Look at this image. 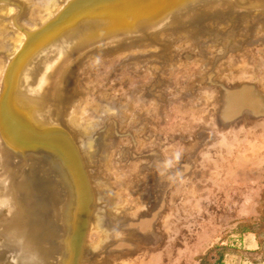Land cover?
I'll return each mask as SVG.
<instances>
[{"label": "water", "instance_id": "95a60500", "mask_svg": "<svg viewBox=\"0 0 264 264\" xmlns=\"http://www.w3.org/2000/svg\"><path fill=\"white\" fill-rule=\"evenodd\" d=\"M202 1L63 0L60 8L46 20L29 23V0H0V40L5 35L9 40L13 37L14 41L17 32L23 35L14 54L0 43V65L4 59L0 74V181L4 188L0 190V198L10 199L13 192L12 196L18 202L15 216L18 221L25 220L28 240L25 237L23 243L28 241L36 247L41 257L52 255L51 264L97 263L109 254L118 255L119 263L142 248L129 242L121 251L123 244L112 241L111 236L108 242L99 244L101 252L89 254L94 225L107 226L113 233L115 228H123L138 234L137 237L145 236L153 229L152 226L143 230L137 223L129 225L130 220L125 225L114 219L112 199L101 188L102 176L90 157V149L97 144L96 151L106 148L107 156L113 151L111 146L103 145L104 130L100 131L99 138L95 136L96 128H85L79 122L85 91L92 84L86 85L85 74L75 78L77 67L80 68L88 56L108 58L123 54L119 61L125 67L133 66L151 73L174 65L187 71L184 65H189L190 94L199 96L201 104L210 79L207 84H199L196 90H192V81L200 78L202 73H213L212 80H219L243 70L236 68L240 61H246V70L258 60L264 64V48L244 44L253 38L264 37V0H225L219 2L221 5L212 3L207 7ZM9 8L13 11L9 12ZM215 11L218 14H211ZM203 14L211 15L197 19ZM244 15H254L248 27L241 25L246 19ZM210 21L215 25L209 30L205 24ZM227 39L231 43L225 52L224 41ZM189 50L191 54L183 57L182 53ZM203 54H207L206 59L199 61L198 56ZM36 63L45 67L44 84H39V88L31 84L33 78L26 77ZM193 65L196 68L192 69ZM258 82L262 84L260 80ZM262 86L264 88V84ZM43 96L53 102L55 98L54 114L44 109L43 115L37 100ZM249 105H237L229 118L239 116ZM259 122L264 123V116L257 117L252 125L217 123L222 130L214 141L199 148L195 168L201 157L200 150L219 140L225 131H232L236 126L251 128ZM183 141H188V137L183 135ZM182 148L183 145L178 150L172 143L168 151L155 149L161 152L160 158L166 164H174L179 158L177 152ZM5 156L9 157L14 169L5 164ZM152 170H143L139 181L143 188L154 174ZM174 171L163 178L158 189L164 194L161 206L168 196L171 197L168 187L171 180H175ZM128 172V180L132 183L129 189L141 199L150 198L144 194L140 197L133 190L137 183L129 178ZM192 172L191 184L197 174ZM11 181L14 189L8 190ZM152 200L156 202L154 198ZM0 204L5 202L0 199ZM159 211H154V221ZM22 241L17 236L0 237V264L21 263L18 249Z\"/></svg>", "mask_w": 264, "mask_h": 264}, {"label": "rangeland", "instance_id": "374dc122", "mask_svg": "<svg viewBox=\"0 0 264 264\" xmlns=\"http://www.w3.org/2000/svg\"><path fill=\"white\" fill-rule=\"evenodd\" d=\"M47 15V7L43 6L40 16ZM111 60L115 68L111 77L103 79L105 82L94 80L86 89V93H91L93 102L87 116L82 109L79 122L85 128H96L95 136L99 138L100 131L104 130L103 145L113 147L111 150L115 154H111L113 158L107 156L103 147L96 151L95 144L90 149V157L102 176L101 188L112 199L114 219L126 225L127 221L137 217L135 214L140 210H136L143 205V201L150 214L160 210L153 229L145 236L133 234L136 238L132 242L146 251L142 254L140 250L135 251L130 257L119 260L118 264H262L264 123L259 122L251 128L236 126L232 131H225L219 140L200 150L201 157L195 168L197 152L207 143L202 140L192 158L191 174L197 173L194 180L191 177L192 184L190 169L186 171L179 161L174 171L175 180H171L172 184L168 187L171 197H167L164 205L161 206L163 198L159 196L157 202L147 197L141 199L129 189L132 183L128 180L127 171L115 157L121 163L128 162V166L142 164L143 160H147L146 151L150 148L168 151L174 143L178 150L183 145L180 153L177 152L179 158L187 149L190 163V135L197 126L196 130H200L202 118L208 115L204 113L206 100L201 104L199 96L190 94L191 73L188 66L184 67L189 71L174 65L162 72L153 71L141 79L144 70L133 66L126 68L121 61L117 63L115 57L96 62L90 70L92 79L103 69L104 63ZM245 67L247 64L237 65L236 68L246 70ZM261 67L262 71H252V80L258 79L264 84L263 63ZM122 68L128 69L127 72L123 73ZM177 70L180 76L176 80L173 74ZM152 102L158 105L156 112L148 106ZM176 113L179 114L174 116ZM216 122L222 123L217 119ZM145 132H149L148 135ZM183 135L188 137V141H183ZM218 135L206 140L214 141ZM155 140L157 143H154ZM118 147L122 150L118 151ZM94 152L97 154L94 155ZM164 182L167 185V181ZM155 223L158 229H155ZM112 233L107 226L94 225L90 235L92 248H100L99 244L107 239L109 241Z\"/></svg>", "mask_w": 264, "mask_h": 264}, {"label": "bare ground", "instance_id": "6f19581e", "mask_svg": "<svg viewBox=\"0 0 264 264\" xmlns=\"http://www.w3.org/2000/svg\"><path fill=\"white\" fill-rule=\"evenodd\" d=\"M29 1L31 2V4H30L31 8H29L30 12H29V17H28L29 23L34 22L35 20L39 19V17H41L40 16V10L43 6H45V8L47 7L48 15L46 17H43V18L41 17L42 19H39V22L46 20L48 17H50L52 14H54V12H56V10H58L60 8V6L63 2V0H29ZM209 1L210 0H207V1L203 0L201 3H206L204 5H206V7H207L208 5H210L212 3L221 5L219 2L225 1V0H213L211 2H209ZM227 1H233V0H227ZM236 1H238V0H236ZM240 2L245 3L247 1H240ZM8 11L9 12L13 11V8H9ZM211 14L216 15V14H218V11H215ZM211 14L200 15L197 17V19L207 17L208 15L210 16ZM244 16L246 19L243 20V24H241V25L244 27H248L251 24L250 18H252L254 15H249V16L244 15ZM29 23H27V24H29ZM214 25H215L214 22L210 21L209 23L205 24V26H206L205 28L210 30L214 27ZM15 36L16 37H15L14 41H12L13 37L9 40L7 38V36H5V35L0 40V43L5 44V46L10 49L12 54H14V52H16V50L19 48L18 46L20 45V43L23 39V35L19 32L15 33ZM258 39L253 38L251 41L249 40L244 44L250 45V46L251 45H258V46H260L259 48H264V37H261L259 40ZM230 43H231L230 39H227L226 41H224L225 52L229 50ZM190 54H191L190 50L182 53L183 57H186ZM121 56H123V54H117L114 56H110L108 58H98V57H92V56L89 57L88 56V58L86 59V62H84L80 68L77 67L78 73L76 75L75 80L78 79L81 75L85 74L83 79H84V81H86V85H88L89 83L91 84L92 82H94V80L100 81V80L107 79V78L111 77V75L115 71L114 65L112 63L113 60H111V62L104 63L103 69H100L98 74H96V76L93 79L90 76V74H91L90 70L93 68V66L95 65L96 62H99V61L103 62L104 60H108V59L115 58V57H117V63H119L118 62L119 57H121ZM206 57H207V54H203L202 56L199 55L198 60L204 61L206 59ZM262 62L263 61L258 60V61H256L255 64H252L250 66L251 67L250 70L249 69H248V71L247 70H240L238 72V74L236 73L234 75H231V76L226 77V78H221L219 80H215V79L212 80L211 77H212L213 73H208V71H207L205 74L202 73L200 78L196 79L195 81H192V90H196V88L199 84H202L203 82L205 84H207V79L208 78L210 79L208 85H206V88H205L206 91L204 90V92H203V98L207 102V103L205 102V104H204V107H205L204 113H205V116L207 113H208V115L205 118L204 117L202 118V121H201L202 126L199 125L200 130H196L198 127L197 126L196 128H194L195 130L192 132L193 134L190 135V163L188 162L189 158H188V154H187L188 153L187 149H186V152H184V154L182 155V157L177 159L176 163L172 164V163L167 162V164H169V165H167L166 162L163 161L164 159L161 160L162 158H160L161 152L155 148H152V149H150L151 152H149L147 154V160L146 159L143 160L142 164L135 163V164H130L129 166L127 164L126 165L123 164L122 166L127 171H129L128 172L129 178L134 180L137 183V185L135 186V188H133V190H135L140 197L144 194L146 196H149L152 199L154 198V200L156 202L158 199L163 198L164 194L158 192V189L162 185L163 178L167 174H169L172 170H175L176 166L178 165L179 160H181L180 162L184 164V167L186 170L187 169H190V171L193 170V167L191 164L192 158L194 156V152H196V150L199 147L202 140H204V142L209 143V142H212V140H206V139L212 137L213 135L214 136L218 135V130L220 128L215 125L217 123L216 119L221 121L224 124L229 122L232 124L238 123L240 125H245V124L252 125L257 117H263L264 116V88H263L262 84L258 82L257 79L252 80V78L254 76V73L252 71H254V70L260 71L261 69L263 70V68L261 67ZM57 63L58 62H56V64ZM50 64L51 63L47 64L46 69L49 67ZM119 64H118V66H119ZM244 64H246L245 60L240 61V63H239V65H244ZM41 65L36 63L32 68L29 69V73L26 76V77H29L30 79L33 78L31 81V84H33L34 86H38L36 88H39L42 84H44L43 71L45 70V67L41 66ZM209 65H210V63H209ZM154 66H156V65H154ZM184 66L190 67L189 65H186V64ZM3 67H4V59L2 60V64L0 65V74H1ZM126 68H128V67H126ZM126 68H124V69L122 68L123 73L127 72L128 69H126ZM191 68L192 69L196 68V65H193ZM139 71L142 72L141 70H139ZM158 71L162 72L165 70H161V71L158 70ZM143 72H145V74L146 73L147 74L144 75ZM143 72L141 75V79L144 78L145 76L147 77V75H149V73H151L149 71L148 72L143 71ZM179 74L180 73L178 72V70L174 71V74H173L174 79L179 77L180 76ZM110 79H112V78H110ZM96 83H98V82H96ZM96 83H94V84H96ZM39 84H41V85H39ZM205 84H203V85H205ZM156 86H158V85H156ZM246 89H247V92H244ZM41 91L42 90H40L39 92H41ZM90 94L91 93H89V92L85 93V101L83 102V106H82L83 113H84V115L86 114V116L88 115V112L91 110L90 106H91V103L93 102V97ZM137 96H138V94H137ZM48 99H49V97L46 98L44 96L37 99L41 103V109L43 111V115H44V109H45V111L50 110L52 112V114H54L56 111L55 98H54V102L52 100L48 101ZM208 102L210 105L209 108H208ZM241 104H250L249 105L250 107L247 110H244L243 111L244 113L242 112L239 116H237L231 120V118H229L231 111H233L237 105H241ZM115 106H117V105H115ZM140 106L138 105V107H140ZM148 106H151L153 108L152 110H155V109L158 110V105H156L155 102L148 104ZM136 107H137V105H136ZM245 111H250V112L245 113ZM141 112H142V110H141ZM147 112H148V110H147ZM155 112H156V110H155ZM123 113H124V111H123ZM152 113H154V112H152ZM178 114L179 113H176V114H174V116H176ZM190 115L192 116V114H190ZM84 118H85V116H84ZM112 120H113V118H112ZM115 120H117V119H115ZM214 125L216 127H214ZM227 125L228 124H226L225 126H227ZM135 126H137V125H135ZM213 127L215 128L214 130H213ZM220 131H221V129H220ZM114 133H116V132H114ZM148 133H146V134L148 135ZM201 135H204V138H200ZM144 137L147 138L146 136H144ZM156 140L158 141V139H156ZM156 140L154 143H157ZM147 143H149V142L147 141ZM119 147H118V151L121 149V148L119 149ZM109 148L113 149V147H109ZM123 149H124V147H123ZM112 154H115V152ZM119 155H120V153H119ZM119 155H117V156L119 157ZM8 158H9L8 156H5L4 162L7 161V163H5V164L11 165L13 167L12 169H14V165L9 162ZM115 159H116L117 163H121V160H119L116 157H115ZM145 169H153L152 172H154V174L149 178V181L146 184L145 188H143L139 181H140V178L142 176L143 170H145ZM3 188L4 187L0 181V190H2ZM9 189H12V190L14 189L13 181H11V185L8 187V190ZM0 193H2V192H0ZM12 195H13V192L10 193V199L0 198L1 201L5 202V204H0V237L2 236L5 238L6 235H8V236L10 235V237H16L17 236L19 238V240H21V241L23 239H25V237H26V240H28L25 225L23 224L25 222V220L21 219V221H18L19 218L17 216H15L16 215V213H15L16 206H18V202L15 201V197H13ZM158 196L160 198H158ZM160 202L163 203V200L162 201L160 200ZM144 204L145 203H143V205L138 207V209L136 210V211L140 210L138 212V214H135L137 217L135 219H131L128 222V224L129 223L130 224L131 223L132 224L137 223L140 227L143 228V230L151 228L154 225V222H155L154 219H155V213H156V212H154V213L150 214L149 211L147 212V206H145ZM155 229H158L156 223H155ZM25 232H26V234H25ZM133 234H135V233H132V231H129V230L125 231L123 228H122V230H119V228H115V231L112 235L113 236L112 241L117 242V244H120V245L123 244V246L120 247L121 251H122L126 247L125 245L130 244L129 242L134 241V239L136 238ZM22 243H23V241H22ZM148 244H149V242H148ZM9 246H11V245L9 244ZM91 247L92 246H90V244H89V250H88L89 254H92L93 251L95 254H96V252L98 253V252L102 251L101 250L102 248L96 249V248H91ZM148 247H150V246L148 245ZM143 248L144 247H142L140 249V254H142L146 251ZM115 249L118 250L119 248H115ZM148 249H150V248H148ZM18 250H19V253L21 254L20 255V262H21L20 264H51L52 263V260H53L52 255L49 256V254H45V255H42V257H41L40 251H38V249L36 247L30 245L28 243V241H25V243H23L21 248ZM157 251H159V250H157ZM117 258H118V255L115 256V254H109L106 256V259H104L103 261L100 260V261H96L97 263H85V264H117L118 263Z\"/></svg>", "mask_w": 264, "mask_h": 264}, {"label": "crops", "instance_id": "0c3cea01", "mask_svg": "<svg viewBox=\"0 0 264 264\" xmlns=\"http://www.w3.org/2000/svg\"><path fill=\"white\" fill-rule=\"evenodd\" d=\"M258 246V245H257ZM260 264V263H259ZM262 264H264V260L262 261Z\"/></svg>", "mask_w": 264, "mask_h": 264}]
</instances>
